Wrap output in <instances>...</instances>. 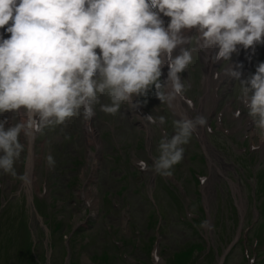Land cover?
I'll return each mask as SVG.
<instances>
[{
  "label": "clouds",
  "instance_id": "obj_1",
  "mask_svg": "<svg viewBox=\"0 0 264 264\" xmlns=\"http://www.w3.org/2000/svg\"><path fill=\"white\" fill-rule=\"evenodd\" d=\"M161 14L170 18L166 27ZM0 29L10 34H0V116L14 114L9 127L7 117L0 119V175L25 186L31 175L16 163L27 162L38 133L77 116L90 121L97 106L111 116L122 106L138 109L147 100L134 97L150 89L172 108L185 95L180 73L196 51L211 63L229 62L224 75L239 82L238 99L264 141V61L247 79L242 65L230 64L238 46L254 51L264 44V0H0ZM140 119L163 125L166 117ZM172 126L151 164L161 176L183 160L184 145L206 128L207 117L181 114ZM46 160L55 165L51 154Z\"/></svg>",
  "mask_w": 264,
  "mask_h": 264
},
{
  "label": "rangeland",
  "instance_id": "obj_2",
  "mask_svg": "<svg viewBox=\"0 0 264 264\" xmlns=\"http://www.w3.org/2000/svg\"><path fill=\"white\" fill-rule=\"evenodd\" d=\"M194 41L195 35H193V42ZM263 55L264 44L256 45L254 51L252 50L251 52V59L252 61H256L260 58V56ZM193 57L194 59L192 62V67H194L196 71L193 73L191 78L194 83L191 87L187 88L190 90L192 95H198L200 91L197 88V82L200 77L198 68L202 62L201 53L198 51L193 52ZM223 88L225 91L222 93L224 95L223 98L225 100L233 99L237 105L239 82L232 80L229 83L227 81L222 86V89ZM232 105L237 107L235 103H232ZM225 114L230 116L229 122L232 124H237L238 121H240L242 124L244 123L243 121L245 118L243 117H240L239 119H232L231 111L225 112ZM101 116H108L110 119L116 121L117 125H112L118 128L116 132L118 139L122 141L127 140L133 143V140L137 134H139L143 139V133L133 132L136 127L137 129H139V127L132 122L131 118L126 113V108H124L115 116L107 115L105 113H102ZM5 117H8L6 113ZM8 123H11L10 125H12L13 120L9 119ZM81 123L80 117H77L74 120L66 121L61 126L49 128L38 138L37 143H35L37 151V164L35 168L37 180L35 185L32 187L29 188L24 186L19 180L9 175H0V264H63L65 246L61 238V234L65 235L69 233L70 228L75 223L76 224L74 226L81 227V233L89 236V239L91 240V243L88 245H83L79 237H76V239L73 241L74 246L72 247V256L78 262V264H84L82 261L85 259L87 260L89 258H94V256H100L102 255L100 254L102 252H105L108 255V258H111V264H123L121 260H118L116 249L110 242V238L106 235L103 229L104 225H113V227H116L117 224L119 225L122 220L120 217H118V214L111 212L106 217H103V213H101L95 217V220L93 223H91L90 227H83L85 226L83 224L85 221V216L83 215L84 207L82 208L81 203V201H84L82 192L86 191L88 185L93 187L95 184L90 183L84 185L86 179L92 171L93 160L89 155V151L93 147L92 144L85 146V136L83 134ZM95 125L104 130L102 131L104 135L106 127L101 123V121H96ZM250 130H253L255 133L249 138V140L255 143L259 142L261 140V135L258 130L254 129V126ZM75 132L79 134V138L71 140L66 146H64L60 141V137H65ZM243 133V130H240L233 135L219 133V135H215L214 139L216 141L213 145H211L210 142L207 143L209 167L207 170L205 168L206 172L204 173L207 174V180L204 183L199 184L197 190L199 189V192L202 196L200 197L202 201L208 206L209 210L215 207L217 198L220 200L222 203V210L225 214V220H227L226 224L228 225L226 228L221 229L218 232V228H212L211 223H209L208 227L204 230L209 235V242L211 244V250L209 252L210 254L204 264H216L218 260L217 250L226 246L228 241L234 237L235 231H233L227 242L217 240V236L230 234V232L233 230L232 222L241 221L240 230L243 231V229L249 225H256L261 221V214L259 216V213H257L258 209L256 205L264 206V192L259 190L256 192L257 188H260V179L255 177L254 174H258V172L261 173L263 171L261 164L264 163V149L256 152V154H253L250 157L245 158L240 156L238 158V154L234 151L233 146L230 148L228 144L230 141H232L234 142V147L236 145L238 146L239 143L237 140L235 141V139H238ZM148 139H151V142H149ZM148 139L146 140V143L150 149L152 148V139H154V137L150 136ZM214 146H217L220 151L216 150ZM45 152L48 155L51 154L54 157L55 165L53 167L48 166L47 160L44 157ZM76 159H78V164L70 167ZM119 162L125 164L126 160L123 158ZM23 163V160L16 163L18 172L24 171ZM43 163H45V167L47 168L46 175L49 177L48 185L51 187L52 180H54L55 184H58L57 191L61 194V196L65 193H68L72 196L70 203L67 204L66 208L61 211L62 214L64 211V214L66 215L62 228L61 224L59 229L53 228V222L51 227L48 226V229H52L51 233L53 249H51L49 245L47 247V234L49 233V230H47V226L44 225L46 224L45 219L43 220L42 215L37 213L33 205L34 196L37 195V193L39 194L46 186L45 177L42 174ZM95 163L96 166H98L97 187L101 190L102 194L107 190L115 193L114 190L118 187L119 182L116 180L117 171L115 170L114 163L110 164L108 161L102 158L95 160ZM189 166H191V163L186 162L184 168L181 169L179 173L185 172ZM55 169L57 170L56 175L54 171ZM237 174H239V181ZM69 178H75L77 180V185L74 189L71 188L69 184H67ZM260 178L264 179L263 174L260 175ZM230 184L233 185V188L230 187ZM158 187L162 189L161 185ZM165 190L166 189L163 191ZM230 193L236 204L235 209L234 207L228 206V196H230ZM123 195L121 198H124ZM197 195L199 196L198 193ZM89 196L94 197L92 193H90ZM134 200L135 203L133 206L138 203V206H140L141 209H147L146 205L143 206L144 204L140 199ZM162 203L165 204L164 201H162ZM44 211L46 214H48L51 210L49 208V211L47 212L44 206ZM229 211H231L230 214ZM93 212L94 211L91 208H88V214L92 215ZM166 212L168 216L166 221L162 223L164 227L162 230L163 232L161 233V239L159 241L160 246L166 247V252L162 253L160 250V257L163 261H165L172 252L178 251L180 249L186 250L188 249L186 247H189L191 244L199 243V238L189 228L181 224L176 219V213L174 211L173 205L167 207ZM45 213L43 212L42 214ZM54 215L55 212L50 214L52 220L55 218ZM73 215L75 216L73 224H68L69 218ZM136 215L137 219L134 218V223L137 224L139 222L138 216L140 217V215ZM16 219L26 220L31 233L28 231L25 233L19 232L16 237L10 236L13 233L11 229V222L15 221ZM78 221L82 223L77 224ZM236 230L238 231V229ZM252 230L253 229L251 228L248 229V238L250 240L255 239ZM22 235H25V239L26 235H29L32 241H24L21 239ZM146 235H151V230H149ZM9 240H11L12 243L16 241L17 245H9ZM22 242H25V245L28 244L29 246L32 244V242L34 243L33 254H25ZM151 250L152 248L150 251ZM124 251L129 253V257H134L145 263H149L151 261L148 251L134 249L133 245L129 244L128 242L127 246L124 248ZM200 253L202 252H199L196 255L194 253L195 257L192 261L193 264L199 263L198 258H202V256H199ZM183 259L184 262L187 260V258ZM245 261L246 259H243L242 256L241 246L239 243H236L225 264H242ZM184 262H175L173 264H183Z\"/></svg>",
  "mask_w": 264,
  "mask_h": 264
},
{
  "label": "bare ground",
  "instance_id": "obj_3",
  "mask_svg": "<svg viewBox=\"0 0 264 264\" xmlns=\"http://www.w3.org/2000/svg\"><path fill=\"white\" fill-rule=\"evenodd\" d=\"M192 33H193L192 31H187L184 33V35L190 36ZM0 34H2L3 36H4V34H6V38L9 36V34L5 33L3 29H0ZM241 49H243V48H241Z\"/></svg>",
  "mask_w": 264,
  "mask_h": 264
}]
</instances>
